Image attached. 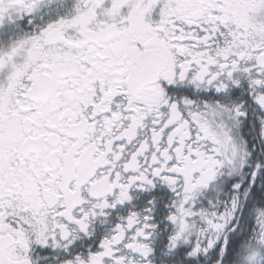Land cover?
Wrapping results in <instances>:
<instances>
[{
    "label": "snow or ice",
    "instance_id": "1",
    "mask_svg": "<svg viewBox=\"0 0 264 264\" xmlns=\"http://www.w3.org/2000/svg\"><path fill=\"white\" fill-rule=\"evenodd\" d=\"M0 264H264V0H0Z\"/></svg>",
    "mask_w": 264,
    "mask_h": 264
}]
</instances>
